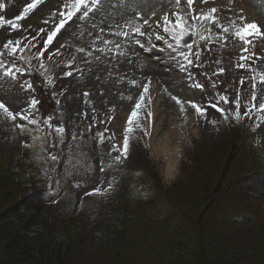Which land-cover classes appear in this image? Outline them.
I'll use <instances>...</instances> for the list:
<instances>
[{"label":"rangeland","instance_id":"374dc122","mask_svg":"<svg viewBox=\"0 0 264 264\" xmlns=\"http://www.w3.org/2000/svg\"><path fill=\"white\" fill-rule=\"evenodd\" d=\"M110 1L105 0V11L102 15L93 18L98 27L93 28L91 24H86L83 27L69 28L68 35L62 33L56 38V42L45 55V63L50 69L49 75L54 81L52 84L40 74L42 70L38 68L35 59H32L29 67L19 58L20 55L29 56L38 48H42L43 40L47 38L46 33L33 41L37 47L30 49L24 47V51L18 52L14 58L10 54L0 58L6 66H11L14 60L17 67L26 69L11 83L0 75V100L14 113L27 108L32 98L39 101L32 115L41 123L31 125L23 121L27 125L26 132L13 127L12 121L0 116V173L7 169L14 176L12 179L23 177L21 174L25 170L26 155L23 145L25 142L31 144L36 137L40 138L43 146L41 152L45 154V156L41 155L45 162L41 165H44L48 172L49 185L46 190L42 188L37 191L18 192L15 181L13 186L6 190L13 192V197L8 200L9 204L12 203L10 208L16 204L23 206V203L29 201L35 193L42 192L38 200L26 206L33 210L37 208L35 224L40 226L39 220L43 215L48 217L46 222L49 223L40 226L44 229L42 239L37 242L27 241L30 247L29 254L38 252L49 238L57 239L59 235L54 232V228L68 229V241L72 239V232L86 230L85 234H87L92 230L96 221L94 214L98 212L99 216L103 217L113 197L112 192L103 196H89L85 193L98 186L106 189L113 181L114 189L121 173H127L131 181H134L137 175L143 174L142 184L148 183L149 186L161 191V200H156L154 205L145 206L144 209H148L144 211H142L143 206L140 207V213L131 215V221L127 223L132 236L138 232L146 233L150 239L154 235L159 237L164 235L161 263L264 264V121L259 119L254 110L252 118H245L240 124L231 120L229 123H223L221 115L211 107L212 103H218L225 109H234L232 103L225 105L223 101H218V95H226L229 101H232L239 92L240 110L242 113L245 111L244 106L249 103L253 92L251 84L255 82L257 90L262 87L258 78L256 81L252 80L256 72H264V48L260 41L255 40L254 45L249 46L250 51L244 53L243 45L235 37H230L227 41L214 42L199 41L197 38L201 51L200 59L194 61V65L189 66L187 72H184L180 70L178 61L186 62L178 53L168 49L162 41H154L157 48L146 51L131 42L129 38L116 35L117 31H127L128 28L125 30L116 25L110 32L98 21L100 18L107 19L112 13L111 10L121 5L122 12L133 14L129 16L131 21L143 24V19L148 20V24L143 25L145 31L162 33L156 22L162 20L165 13L170 14L175 10V0H112V3ZM28 2L30 0H0V3L5 5L0 9V16L6 20L14 19ZM61 2L62 0H52L47 7L40 6L20 22L22 24L20 29L13 30L8 24L0 25V51L4 50L2 46L9 39L14 41L21 39L22 46H26L27 41L36 36L40 28L46 27L41 21ZM108 6L111 7L110 13L107 14ZM193 7L197 11L216 7L219 9L216 15L224 24H229L232 20L240 24L242 21L239 18L244 17L243 22H255L264 30V0H208L207 3L195 0ZM180 8L186 9L184 0H181ZM100 28H104V31L101 32ZM212 28L214 32L220 31L215 25H212ZM75 31L83 34L74 35ZM108 37L114 38L120 47H124L126 43V47L134 52L132 55L137 64L143 69L151 67L153 74L150 76L156 75L159 78L157 84L149 85L150 95L153 97L149 107L155 118L154 129H151L153 132L151 141L148 138L137 140L136 137L142 136V133H136L132 138L131 152L127 161L113 167L108 165L113 162L117 153L110 149L113 144L122 146V132L126 126L127 116L141 94L142 88L134 87L127 82L125 86L128 88L126 87L125 92L130 95L123 92L108 98L105 87L103 88L104 81H100L98 77L93 78L91 72L94 61H91L92 57L88 55L90 52L88 43L106 42ZM140 39L142 43L146 42V37ZM132 43L135 44L136 49H133V46L130 48ZM61 44L66 46L60 47ZM81 47L85 49L84 52L78 51ZM57 48L62 54L53 57L50 61L47 60V55ZM160 48H164V51H159ZM115 49L114 58L121 54L117 53V47ZM195 49L196 45H194ZM94 52L95 49L91 53ZM252 53L256 55L252 56ZM242 55L251 58L242 61ZM105 58L111 60L112 52H108ZM242 62L251 65L256 72L248 67L239 68L237 65ZM195 63L201 66L196 67ZM112 67L113 65L110 66L109 71ZM221 68L224 69L223 73L219 72ZM68 72L72 75L68 76ZM188 73L192 74L195 81L204 85L203 90L190 87L193 80L188 78ZM146 78L140 84L146 83ZM241 79L244 80L243 84L240 83ZM25 81H30L33 89L22 88L21 85ZM117 83L123 90L124 84L118 81ZM213 83L216 85L215 88L212 87ZM129 86L133 89L131 90ZM165 88L167 93L179 97L182 101L191 100L202 105L207 109V118H199L194 109L187 106L185 123L178 105L164 92ZM129 96L132 100L127 99ZM159 96L164 99L158 103L156 101ZM49 117L52 118V125L65 128L62 139L60 134H54L52 130H49L46 136L41 133L40 127L43 128L47 124L45 121ZM211 120H216L217 123L213 125ZM15 123L19 124L21 121L18 119ZM257 124L259 127H256ZM100 133H103V142ZM113 133H115L114 138L108 139ZM149 143L150 149L145 147ZM51 155L57 156L58 159L52 161ZM102 167L104 171H101ZM18 170L21 174L17 172ZM61 184L63 187H60ZM71 194L76 195L75 204H70ZM237 201L243 204L244 210L248 211V216L251 217L250 223L246 220V225L237 227L223 226L221 222H214L221 218L218 213L217 215L211 213L216 209V204L221 209H229V205H235ZM2 208V214L10 217L12 212L9 208L7 206ZM110 208L114 209V207ZM153 209L154 212L148 211ZM161 211L165 212V215L170 213L175 215L173 224H180L182 234L174 230L168 234L162 224H156L157 214ZM24 214L27 218V212ZM239 219L237 216L236 220ZM21 223L25 224L24 221ZM15 225L19 227L16 222L14 227ZM3 229H0V245L4 240L10 241L7 236L9 228L5 231ZM132 240L125 239V242L128 241V247L122 253L125 256L123 260L115 254L117 250L123 248V243L114 245L110 242L107 246L112 248L105 249V246H100L99 239L93 236L81 252L77 249L76 255L66 257L63 264H134L133 260H130V254L135 251L137 253L139 247L132 244ZM171 240L175 243H171ZM153 242L151 241L150 244ZM74 246L73 243L72 248ZM12 253L4 256L12 264H39L27 259V253L21 259L19 257L21 250H13ZM136 255L133 257L135 262L157 264L156 260H153L152 252L144 254L148 257ZM47 262L48 260H45L44 264ZM0 263L4 264V262Z\"/></svg>","mask_w":264,"mask_h":264},{"label":"snow or ice","instance_id":"6c2138e0","mask_svg":"<svg viewBox=\"0 0 264 264\" xmlns=\"http://www.w3.org/2000/svg\"><path fill=\"white\" fill-rule=\"evenodd\" d=\"M52 0H30V2L26 3L23 7L21 13L16 16L14 19L6 20L3 16H0V25L8 24L11 26L13 30L20 29L22 24L20 23L22 20L28 18L33 12L40 8V6L47 7ZM208 0H201V3H207ZM186 4V9H181V0H175V10L173 12L165 13L162 17V20L157 21L158 27L162 29V33L159 31L149 33L143 29L144 24H148L147 19H143V24L136 23L134 21L126 22L127 27L130 31H117L116 35L123 36L125 38H129L131 42H134L140 48L145 49L146 51H152L157 48V45L154 41H162L168 49H171L172 52L178 53L180 57H182L183 61L186 63H180L179 68L181 71L187 72L189 66L194 65V61H199L201 56V51L199 50V46L197 43V38L199 41L204 42H214L216 40H224L227 41L230 37H235L238 39L243 45V52L248 53L250 51L249 46L254 45L255 40H259L262 48H264V30L261 29L260 25L255 22L246 23L243 22L245 20L244 17H240L239 19L242 23L238 24L235 20L230 21L229 24H224L221 22L220 18L216 15L219 11L216 7H211L207 10H199L193 7L195 0H184ZM5 5L0 3V9L4 8ZM42 10V9H41ZM105 11V0H62V2L57 5V8L50 12L46 18H44L41 22L46 26L42 27L37 31V35L32 37L27 41L26 46L23 45V41L21 39H16L15 41L12 39L7 40L6 43L3 44V51H0V58L4 57L6 54H10L12 57H16L18 52H23L24 47H28L29 49L32 47H37L33 41L40 38L42 34L46 33L47 38L43 40V47L38 48L35 53H30L29 56L20 55V59L23 60L26 64L31 67L32 59H35L38 62V68L42 70L40 74L47 79L49 84H52L53 78L49 75L50 69L48 65L45 63V55L49 52L50 47L56 42V38L58 36L68 35V29L73 27H83V25L91 24L93 28L98 27V25L94 22V17L101 15ZM154 14V13H153ZM212 25H215L220 29L219 32H214ZM31 27V26H30ZM100 31L103 32L104 29L100 28ZM135 33V36L132 35ZM74 35L83 33H73ZM140 37H146V42L142 43ZM63 38V37H61ZM170 38V39H169ZM109 43H112L109 41ZM147 44V47H146ZM194 45H196V49L194 50ZM65 44H61L60 47H65ZM117 48L120 47L119 44L115 45ZM102 50V49H101ZM78 51L84 52L85 49L83 47L79 48ZM159 51H164V48H160ZM62 53L60 49L57 48L51 52V54L47 55V60H52L53 57L59 56ZM88 55H92L91 52ZM255 56V53L251 54ZM175 59L176 57H171ZM251 57L242 55L241 60L247 61ZM260 59L261 57H257ZM196 67H200L199 63H195ZM239 68H250L251 71L256 72V69L251 68V65L246 63H239L237 65ZM0 75H2L9 83L17 80L18 74L23 73L26 69L17 67L15 61L11 62V66H6L2 59H0ZM220 73L224 72V69H219ZM68 76H71L72 73L68 72ZM188 78L193 80V83L190 85L192 88H197L200 90L204 89V85L199 81H195L192 77L191 73H188ZM258 78L260 85L262 86L259 90H257V84L253 82L251 87L253 89L250 101L246 104L245 111L241 112V99L239 92L237 93V97L229 101L228 96L226 95H218V101H223L225 105L232 103L234 105V109H225L224 107L219 106L218 103H212L211 107L216 110L222 117L223 123H229L230 120L235 122L236 124H240L245 118L251 119L252 113L254 110L256 111L259 119L264 121V72H256V75L252 77L253 81H256ZM146 83L139 84L136 80H132L131 84L134 86H139L142 88L141 94H139L137 101L134 104V107L130 110V114L126 119V126L123 129V143L122 146H118L116 144L112 145L110 151H114L117 154L113 158V162L108 165V167H113L116 164H123L127 161L130 152H131V144L133 142L132 138L136 135V133H142V136H137V140H143L144 138H148L151 141L153 132L151 129H154V113L149 107L151 103V95L149 85L151 84V78H146ZM241 84L244 83V80L241 79ZM215 83H213L212 87L215 88ZM24 89H33V85L30 81H25L22 85ZM164 92L167 93V88L164 89ZM172 101L175 102L179 107V112L182 114L184 122H187V106H190L194 109L195 113L199 118H207V109L202 105L194 102V101H182L179 97L172 95L171 93H167ZM87 95V93L85 94ZM128 100H132V97H127ZM39 104V101L35 98H32L28 102V107L25 109H21L19 112L14 113L10 108L0 100V116H2L5 120H10L13 122V127L19 129L22 132H26L27 125L23 123V121H27L31 125H38L41 121L37 120L35 116L32 115V112L36 110V106ZM20 120L21 123L16 124L17 120ZM51 117L48 118L45 123L48 124V127H52ZM113 119V118H110ZM147 122V123H145ZM213 125L217 123L216 120L210 121ZM256 127H259L257 124ZM107 131V129L105 130ZM55 132L61 135V139L63 138V134L65 133V128L61 126L55 127ZM101 138V142H103V133L99 134ZM115 133L108 139H113ZM25 148L34 147V145H30L28 142H25L23 145ZM146 148L151 147L150 143L145 145ZM50 159L52 161H56L58 159L57 156L51 155ZM105 169L102 167L101 171ZM113 184L110 183L108 187H96L93 188L90 192L85 193V195H106L113 189ZM79 187V185H77Z\"/></svg>","mask_w":264,"mask_h":264},{"label":"trees","instance_id":"16d2710c","mask_svg":"<svg viewBox=\"0 0 264 264\" xmlns=\"http://www.w3.org/2000/svg\"><path fill=\"white\" fill-rule=\"evenodd\" d=\"M30 145H34V147H24L26 153L24 161V173L21 174L20 170L17 171L23 177L12 179L14 178V176H12V174H10L7 169L3 170L0 173V216L3 212L2 207L4 206H7L10 212H12L10 217H6L4 214H2V217L0 218V229L9 228L7 236H9L10 238L9 242L4 240L0 245V262H4V264H12L8 259H5L4 256L10 255V253L12 255L13 250H21L22 253L19 255L21 259L22 256H26L27 253V259L36 261V263L39 262V264H44L45 260H48L47 264H63L66 260V257L75 256L77 249L81 252L84 247L92 240L93 236H96L99 239L100 246H105V249L112 248L107 246V243L111 242L114 245L123 243V248L115 252L117 257L122 258L123 260L125 259V256L122 253L125 252L126 248L128 247V241L134 239L132 240V244L137 245L141 253H139V251H137L136 253L135 251L133 252V254H130V260H133L132 263L148 264L147 262H135L133 257L136 254L148 257L144 254H150L152 252L154 254L153 260H156L157 264H163L160 262V258L164 253V244L162 241L164 235L160 237L158 235H154L153 237L151 236L150 239L146 233L142 234V232H138L137 234H135V236H132V232L131 230H129L130 227L127 225V223L131 221V215H138L140 213V207L143 206L142 211H144L148 209H144L145 206L154 205L156 200H161V191H159L155 187L149 186L148 183L142 184L141 180L144 179L143 174L137 175L135 177V180L131 181L130 179H128L129 175L127 173H121L118 181V187L112 192L113 198H111L112 201L110 203V207H114V209L112 210L110 207H108V209L105 210L106 213L104 215L102 214L104 218L99 216L98 212H96L94 214L96 220L95 224L93 225L94 227L87 234H85L86 230H78L76 231L77 233L72 232V239L68 241V229L59 228V230H57L56 228H54V232L58 233L59 235L57 236V239L52 240L49 238L48 242L38 249V252L34 251L29 254L30 247H28L29 244H27V241L37 242L42 239L44 237V229H42L40 226H43L45 223H49L46 222L48 221V217L43 215L41 220H39L40 226L35 224V218L38 214L37 208L36 210H33V208L26 206V204L29 205L32 202L36 201V199L38 200L42 195V192L39 191L38 193H35V195H33L31 199H29V201H25L23 203V206L21 204H16V206L10 208V205H12V203L9 204L8 200L9 198L13 197V192H9V190H6L10 189V186H13L14 181L15 187L18 192L25 190L37 191L39 189L42 190V188L48 187V172H46V167L44 165H41L44 164L43 158L40 156L42 145L41 140L39 138H35V140ZM7 185L9 186V188H6L8 187ZM60 187H63V184H61ZM117 191L118 193L115 194V192ZM129 196H131V198H129ZM75 201L76 195H72V202L70 204H75ZM215 207L216 209L211 213H215L216 215L218 213L221 216L219 220L214 221L216 223L221 222V225L223 226L229 225L237 227L246 225V220L247 223H250L251 217L248 216V211L244 210L243 204L238 201L235 205L230 204L229 209H221V207H218L217 204ZM148 211L154 212L155 210L153 209ZM24 212H27V218H25ZM237 216H239L240 218L239 221L236 220ZM157 218L156 224H162L163 229H167L168 234H171L173 230L182 234V232L180 231V224H173L175 218V215H173V213L165 215V212L161 211V213L157 214ZM23 221L25 222V224L21 223ZM15 222L17 225H19V227L16 225V227H14ZM6 229H3V231H5ZM126 238L128 241L125 242ZM151 241L154 242L150 244ZM172 242L173 241L171 240V243ZM73 243L75 244V246L72 248ZM43 254L46 255L43 256ZM15 255L18 256V254ZM47 257L48 259H45Z\"/></svg>","mask_w":264,"mask_h":264},{"label":"bare ground","instance_id":"6f19581e","mask_svg":"<svg viewBox=\"0 0 264 264\" xmlns=\"http://www.w3.org/2000/svg\"><path fill=\"white\" fill-rule=\"evenodd\" d=\"M113 1H116V0H113ZM113 1L111 0L110 2L112 3ZM120 6L121 5H119L116 8H113L111 10V12H112L111 15L108 16L107 19L100 18L98 20V21H100V24L103 25L102 27H104L106 30H109L110 32L114 30V26H116V25L119 26V27H123L126 30V28H128L126 22L131 21V19H129V16L132 13L128 14L126 12H122V10L120 9ZM110 7L111 6L107 7V14L110 13ZM99 26L101 27V25H99ZM127 31H130L129 28H128ZM75 33H76V31H75ZM132 35L134 36L135 33H132ZM106 40H108V41L100 42V43H95L93 41H90L88 43V49L90 50V52H92V50L95 49V52L92 53V55H91V57H92L91 61L92 60L94 61V63H93L94 67L92 68V72L91 73L93 74V78L94 77H98V79L100 81H104L105 86H103V88L105 87L104 90L106 91L108 98L109 97L113 98L115 94H117V95L119 94L120 95L121 93L125 92V89L127 90V88H128V86H125V84H127V82L131 83L132 80H136L138 82V84H140V83H142L144 78H146V77L149 78L150 77L151 78V84L155 85V84L158 83V81H159L158 79L159 78L156 75L150 76V75L153 74V71L151 70V67H148L147 69H143L142 67H140L137 64V62L135 61V58H133L132 54L134 52H132V49L130 51L126 47V43H125L124 47L121 46V47L117 48L118 49L117 53L118 52H119V54L121 53L120 54L121 57L120 56H118V57L116 56V58H114L113 53L116 50L115 49L116 48L115 45L119 44V43L116 42V40L114 38H111V37H108ZM109 41H111L112 43H109ZM134 45L135 44L132 43L130 48H132V46H133V49H134L135 48ZM89 50H88V52H89ZM108 52H112V59L111 60H107L105 58ZM144 60H148V59L144 58ZM112 65H113V67L109 71V68ZM112 71L114 72V74H113ZM111 72H112V74H110ZM120 78H122V79H120ZM114 80H116V82ZM117 81L118 82H122L124 84V89L123 90H122V88H120L118 86ZM130 87L131 86H129V88ZM134 87H136V86H134ZM130 89L132 90L133 88H130ZM115 91H117V93H115ZM128 94L126 93V95H128ZM151 97H152V95H151ZM163 99H162L161 96H159L158 100L156 102L159 103ZM164 149L165 148H163V150Z\"/></svg>","mask_w":264,"mask_h":264}]
</instances>
